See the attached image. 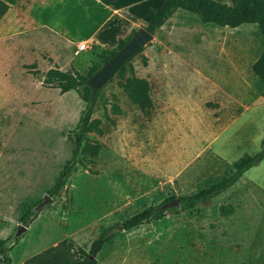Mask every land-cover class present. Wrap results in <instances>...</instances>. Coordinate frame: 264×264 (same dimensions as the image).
Returning <instances> with one entry per match:
<instances>
[{
	"label": "rangeland",
	"instance_id": "obj_1",
	"mask_svg": "<svg viewBox=\"0 0 264 264\" xmlns=\"http://www.w3.org/2000/svg\"><path fill=\"white\" fill-rule=\"evenodd\" d=\"M45 3L16 0L8 32L26 33L0 39V237L16 240L7 251L11 264H23L62 240L88 249L109 228L113 236L97 264H260L264 161L192 209L167 210L159 220L121 228L148 206L220 180L232 162L262 148L264 81L251 69L264 50L258 25L222 27L177 9L125 64L124 78L148 80L153 106L140 109L119 86V74L109 78L92 113L102 132L84 135L100 144L98 154L90 163L89 155L79 153L62 188L50 196L71 156L67 134L85 104L74 90L61 93L42 82L51 55L62 65L66 60L32 15ZM114 47L81 51L65 70L85 75ZM229 106L235 117L219 119ZM45 195L51 200L40 205ZM221 206L231 211L223 214ZM28 210L34 215L25 225L20 218ZM19 225L26 230L15 238Z\"/></svg>",
	"mask_w": 264,
	"mask_h": 264
},
{
	"label": "trees",
	"instance_id": "obj_2",
	"mask_svg": "<svg viewBox=\"0 0 264 264\" xmlns=\"http://www.w3.org/2000/svg\"><path fill=\"white\" fill-rule=\"evenodd\" d=\"M8 8L9 5L3 0H0V19L7 12ZM177 8H182L190 13L196 14L202 23H214L218 26H228L231 28H235L241 24H257L261 34L264 36V0H229V2L222 0H164L153 19L143 27L154 34ZM134 31L135 29H132L131 34L127 38L119 39L116 47L111 49V52L103 57V63L108 61L124 46ZM131 58H128L116 71L123 79L119 81V86L126 93L130 101L140 109L151 108L153 101L149 94L150 86L148 80L134 74L124 78L125 64ZM99 67L98 65L92 64L85 75H82L79 71L61 70L59 67H51L44 74L42 80L44 85L56 87L61 93L74 90L85 104L75 127L69 130L67 134L68 139L73 144L71 156L65 161L53 186L49 189L48 193L50 196L55 195L62 188L64 180L75 165L79 153H82L84 156L89 155L90 163H93L92 157H95L100 149L99 143H90L84 140V135L88 132H102L99 127L100 120L92 118L99 90L93 93L91 87L87 84V79ZM251 69L257 77L264 81V50L253 62ZM130 70L133 71L132 66H130ZM261 95L264 97V89ZM263 159L264 143L262 148L256 153H245L235 160L231 165V170L226 172L220 180L211 183L197 192L179 196L178 207L162 208L163 204L173 199V197L167 198L161 204L148 206L140 212L135 213L125 220L122 226L124 229H131L161 219L167 210L177 212L178 210L192 209L197 204L206 202L231 187L245 171L259 164ZM230 211V207H220V212L223 214ZM33 215L34 212L28 210L21 216L20 220L23 224L28 225ZM112 236L113 234L110 228L102 231L93 239L88 249L80 246L74 247L72 242L62 240L55 246L33 255L23 264H97V254ZM15 243L16 240L0 237V264H11V258L7 255V251ZM260 264H264V260Z\"/></svg>",
	"mask_w": 264,
	"mask_h": 264
},
{
	"label": "crops",
	"instance_id": "obj_3",
	"mask_svg": "<svg viewBox=\"0 0 264 264\" xmlns=\"http://www.w3.org/2000/svg\"><path fill=\"white\" fill-rule=\"evenodd\" d=\"M3 1L9 5V8L0 19V39L2 38L1 36L9 35L11 32H20L19 34L23 33L22 36H24L26 31L23 29L8 32V27L14 24L15 21L14 6L16 0ZM163 1L46 0L44 6H38L32 10V15L37 21V26L46 31L47 35L44 34L45 36H43L46 41L48 43L53 41L56 43H50L52 49L54 48V51L59 50L66 55L65 64L62 65L50 54L52 64L48 65L47 70L51 67H59L61 70H65L66 64H70L72 60H75L76 54L84 51L78 50L79 43H86L88 49H93L94 47L107 49L116 46L123 32L147 25L153 19ZM29 14L31 15V11H29ZM170 17L161 28L171 20ZM233 110L232 106L221 109L220 112H225L220 114L221 117L219 119H232L235 117ZM215 153L217 154L216 150ZM244 173L235 184L225 191L240 183L239 181L245 176Z\"/></svg>",
	"mask_w": 264,
	"mask_h": 264
},
{
	"label": "water",
	"instance_id": "obj_4",
	"mask_svg": "<svg viewBox=\"0 0 264 264\" xmlns=\"http://www.w3.org/2000/svg\"><path fill=\"white\" fill-rule=\"evenodd\" d=\"M154 37V34L149 32L145 27L140 26L133 32L131 38L124 44V46L119 49L108 61L104 62L98 70L87 79V84L91 87L93 93L100 90L101 87L106 83V81L112 77L119 67L128 59L133 57L140 49H142L148 42H150ZM51 197L45 195L40 205L49 202ZM179 198L175 197L169 202L162 205V208L167 209L169 207L178 206ZM121 228L123 226L121 225ZM26 227L19 225L15 238L18 237Z\"/></svg>",
	"mask_w": 264,
	"mask_h": 264
},
{
	"label": "built area",
	"instance_id": "obj_5",
	"mask_svg": "<svg viewBox=\"0 0 264 264\" xmlns=\"http://www.w3.org/2000/svg\"><path fill=\"white\" fill-rule=\"evenodd\" d=\"M85 49H88L86 43H79L78 45V50L81 51V50H85Z\"/></svg>",
	"mask_w": 264,
	"mask_h": 264
}]
</instances>
